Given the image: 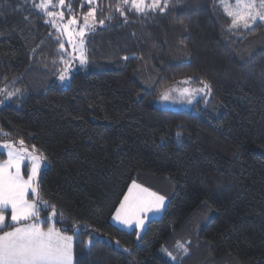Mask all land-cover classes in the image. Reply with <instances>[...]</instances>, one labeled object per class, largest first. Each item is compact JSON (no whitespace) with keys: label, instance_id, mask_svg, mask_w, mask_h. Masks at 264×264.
<instances>
[{"label":"trees","instance_id":"1","mask_svg":"<svg viewBox=\"0 0 264 264\" xmlns=\"http://www.w3.org/2000/svg\"><path fill=\"white\" fill-rule=\"evenodd\" d=\"M117 2L66 0L80 23L95 8L104 24L60 89L62 39L48 18L33 0H0V89L20 90L0 96V143L47 157L41 219L54 206L73 264H264V24L229 32L217 0L127 19ZM187 78L210 84V101L170 110L161 93ZM133 181L167 201L138 240L111 224Z\"/></svg>","mask_w":264,"mask_h":264},{"label":"snow or ice","instance_id":"2","mask_svg":"<svg viewBox=\"0 0 264 264\" xmlns=\"http://www.w3.org/2000/svg\"><path fill=\"white\" fill-rule=\"evenodd\" d=\"M86 2L92 5L96 0ZM176 2L179 3L180 0ZM171 3L172 0H118L115 11L125 19V10L141 16L150 12L163 14ZM217 3L230 20L227 28L229 32H251L255 30L254 26L258 25V22L264 24V0H217ZM33 7L48 18L44 22L55 29L58 41L62 36H67L72 52L76 53L74 56L69 54L68 59L61 57V63L65 67L59 74V80L64 82L70 78L68 66L72 60L78 59L81 66L87 64L84 37L95 29L97 23L103 25L104 20L97 21L95 8H90L80 23L71 6L66 5V0H33ZM57 7L68 8L70 18L67 21L63 11L53 10ZM59 49H65L62 41L59 43ZM193 83L192 78L178 81L176 85L161 93V99L191 104L199 93L211 95L210 84L200 80L198 83L201 87L196 88L192 87ZM19 91L16 89L14 92H8L6 89H0V95L10 99ZM180 135L181 133L177 132L178 139ZM5 150L7 158L0 162V264H73L74 237L52 222L56 216L54 206L51 215L41 219L39 202L42 201V196L39 181L47 157L35 145L30 148L26 146L23 140L16 143H0V155H4ZM30 193L33 198H29ZM165 201V196L133 181L112 219L126 228L135 226L139 239L149 214L162 212L165 209ZM45 207L49 205L45 203ZM88 243L91 245V240ZM177 248L185 255L188 254L189 250L184 244L178 242ZM162 250L171 260H177V256L172 252L166 248Z\"/></svg>","mask_w":264,"mask_h":264},{"label":"rangeland","instance_id":"3","mask_svg":"<svg viewBox=\"0 0 264 264\" xmlns=\"http://www.w3.org/2000/svg\"><path fill=\"white\" fill-rule=\"evenodd\" d=\"M91 20V18H90ZM67 21V20H65ZM90 32H88L87 34H89ZM86 34V35H87ZM85 35V36H86ZM85 38V37H84ZM63 43L65 44V49L62 51V53L64 54V59H68L69 58V54L71 55H76V53L72 52V48H71V45L68 43V38L67 36H62L61 37ZM260 47L261 48H264V45H261L260 44ZM245 54V53H244ZM249 55V52H247V56ZM63 67H65V65L63 64ZM69 70H70V78L64 82H61L59 80V76L57 78V85L60 89H64V88H67L68 85H69V81L71 79V77L73 75H75L76 73H78V71L84 67V66H81L79 64V60L76 59V60H72L71 63L69 64ZM83 72V71H82ZM85 73V71L83 72ZM192 87H201L200 84H192ZM175 95V94H173ZM2 99H8L5 95H0ZM210 101V95H204L203 93H199L195 96V98L193 99V102L191 104H188L186 102H172V100H168V101H165L163 100V103L170 109V110H173V111H180V110H189L191 108V106L195 103H199L203 108L207 106L208 102ZM4 143V142H2ZM5 155H6V150H5ZM7 158V156H6ZM27 164V162H26ZM45 168V164L43 163V167L42 169ZM26 170V169H25ZM127 192V191H126ZM126 194V193H125ZM123 199V198H122ZM166 203L167 201H165V206H166ZM119 207V206H118ZM164 211V210H163ZM162 212L158 213V214H149V219L145 221V226H144V229L140 232V236L143 234L145 228H146V224L148 221L150 220H155V219H158L162 216ZM114 215V214H113ZM9 220H10V217H9ZM111 224L114 225L116 228L118 229H121V230H124V231H127V232H131V231H135L136 233V229H135V226H133L132 228H126L124 227L123 225H120L118 224L116 221H114L112 218H111ZM136 239H137V236H136ZM138 240V239H137ZM89 244V243H88Z\"/></svg>","mask_w":264,"mask_h":264},{"label":"crops","instance_id":"4","mask_svg":"<svg viewBox=\"0 0 264 264\" xmlns=\"http://www.w3.org/2000/svg\"><path fill=\"white\" fill-rule=\"evenodd\" d=\"M29 198H33L31 193L29 194Z\"/></svg>","mask_w":264,"mask_h":264}]
</instances>
